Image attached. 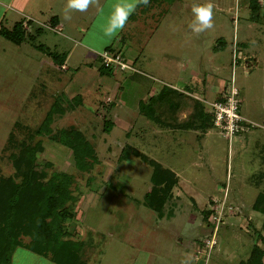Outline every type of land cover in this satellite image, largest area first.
<instances>
[{"label":"rangeland","instance_id":"1","mask_svg":"<svg viewBox=\"0 0 264 264\" xmlns=\"http://www.w3.org/2000/svg\"><path fill=\"white\" fill-rule=\"evenodd\" d=\"M117 2L122 0H90L85 11L73 10L67 19L60 3H55L41 12L39 24L34 20L29 26L30 32L35 27L42 31L20 44L0 33V175L13 173L6 145L14 121L20 118L35 128L60 94L73 107L54 114L52 129L73 125L81 130L93 144L97 161L80 172L73 165L71 150L59 141L35 134L32 142L41 139L39 165L50 162L51 169L73 176L74 216L66 226L71 232L68 238L83 247L86 264H254L253 249L264 251V0H257L260 7L253 21L250 0H199L213 10V26L200 33L189 27L191 6L197 0H177L170 6L166 0L155 3L144 16L126 21L109 40L99 35L110 43L123 33L127 61L136 60L134 67L144 71L143 76L151 75L142 76L146 83L138 87L126 77V93L131 88L144 94L151 85L160 86L158 79L179 86L191 73L199 77V87L206 78L215 81L207 83L216 85V90L222 85L228 88L233 78L240 91V111L254 125L242 127L230 142L208 114L206 101L218 95L209 85L206 94L175 90L163 101L153 99L151 105L149 100V106L162 110L160 132L154 133L157 125L152 121L159 118L154 115L158 109L153 113L151 107L134 108L126 115L118 110L126 119L116 118L112 109L118 102L111 109V100L103 98L111 93L113 99L119 89L100 85L104 80L93 72L99 61L88 62L82 46L45 22L51 14H59L67 31L80 37L81 27L89 22L97 28L98 4L102 3L103 15L112 12ZM218 38L224 43L215 49ZM234 41L241 58L232 72ZM34 44L57 52L71 49L68 69L58 72L46 52ZM246 68L248 74L243 72ZM41 81L46 85L41 86ZM105 117L114 120L108 133L102 130ZM16 133L26 138L24 130ZM237 136L245 142L236 141ZM125 145L138 155L130 151L127 158H120ZM154 177L169 185L160 212L144 204L145 194L161 193L162 187H156V195L151 192ZM214 214L217 222L211 220ZM21 238L28 241L26 236ZM210 238L214 243L209 249ZM261 261L264 264V254ZM10 264L56 263L18 246Z\"/></svg>","mask_w":264,"mask_h":264},{"label":"trees","instance_id":"2","mask_svg":"<svg viewBox=\"0 0 264 264\" xmlns=\"http://www.w3.org/2000/svg\"><path fill=\"white\" fill-rule=\"evenodd\" d=\"M163 1L166 0H148L145 4L143 0H139L135 13L146 11L155 3ZM250 2V20L253 21L258 17L260 5L257 0ZM41 31L40 27L35 29V33ZM0 33L16 44L25 39H32L35 35L26 32L22 21L14 23L11 28H1ZM217 42L215 49H218L224 40L218 38ZM34 46L45 51L54 63H63L64 52H56L43 45L34 44ZM110 47L111 45H107L104 48ZM98 70L100 73L112 71L101 64ZM147 105L148 103L145 105L141 103V108ZM72 107L73 104L59 94L55 96L50 108L35 128H31L29 123L17 118L8 132L7 157L12 163L13 173L8 176L0 175V264H10L13 251L18 246H24L56 264H86L83 247L80 242L76 243L68 238L71 232L66 226L67 221L74 216L75 196L71 188L73 176L67 171L51 169L50 162L39 165L36 158L42 148L41 139L32 142L35 134L59 141L71 150L73 165L78 171H86L92 167L97 157L93 144L86 139L84 133L73 125L56 130L50 125L54 114H61L65 109ZM111 127L112 120L105 117L102 130L108 133ZM16 130H24L26 138L29 139L18 137ZM130 151L137 153L125 145L119 157L127 158ZM147 160L153 165L157 164L151 159ZM151 181L154 184L151 192L155 194L156 187H162L159 188L161 193L157 197H149V194H145L144 204L160 212L168 196L169 185L162 184V186L155 177ZM259 204L255 202V205ZM22 236L28 237V241L24 242ZM262 254L264 251L261 248L256 246L253 249L251 259L254 260V264H263Z\"/></svg>","mask_w":264,"mask_h":264},{"label":"crops","instance_id":"3","mask_svg":"<svg viewBox=\"0 0 264 264\" xmlns=\"http://www.w3.org/2000/svg\"><path fill=\"white\" fill-rule=\"evenodd\" d=\"M174 1H177V0L169 1V6ZM55 3L56 4L60 3V5L62 6L61 7L62 12L66 13L65 12V10H66V0H0V29L3 28V26L5 28H11L14 23H16L18 21H22V26L25 28L26 32L35 33V32H30L29 31V26L30 25L32 26V24L34 23V20L35 21L38 20V24H39L40 18H41L40 17L41 16V12L44 9H46V8L48 10V8L51 7V6L54 7L53 5ZM138 3H139V0H138L137 4ZM101 4L102 3L98 4V6L95 8V11H94L95 16L96 15H100V16H98L99 23L96 24L97 28H93V26L91 24L93 21L89 22L88 24L85 25L84 28L81 27V29H83V30L80 32V37H77V35H74V33H70V32L67 31V29L64 27V25L61 24V22H60L59 14H58V16L56 14H51L50 17L47 19V21H45L46 25L49 28H51V29H53L54 31H57V32L60 31L61 34L63 33V35H61V36L65 37V38L66 37H70V38H67V39H69L73 43H78L80 46H82L83 50L86 51V53L89 55V56H85V58L88 59V62H90V63L93 62L94 60H96L97 63H98V61H99L98 52L102 48L107 46V45H111V46L115 45L114 47H116L117 49L121 50L124 53V55H125V53L127 51L126 50V43H125L126 42V36L123 33L120 34V35L118 34L115 37V39L112 42H110V43H107L108 40L110 38H112L113 36H115V34L113 36H111L110 38H108L107 41H102L101 39H99V35H101V34L103 35V31L102 30L107 26L108 17H109V15L111 13L110 10H108L105 13L101 12L103 14V15H101L100 14ZM152 6L148 10L143 11V12L135 13L137 10H134L133 11L134 14H132V16L128 17L127 21L130 20V19L137 18L138 15L144 16L145 14H147V12H149L150 10L153 9ZM136 8H137V5H136ZM73 10L74 9H69V10H67V13L68 14L69 13H73ZM168 11H170L169 8H168ZM9 21H10V23H9ZM3 22L5 24H7L8 26L2 24ZM45 22H43V23H45ZM36 28H38V27H35V29ZM62 52L65 53V57L63 59V63L62 64L54 63L52 61V59L49 57L51 66L54 69H57L58 72H61L63 70L68 69V65H67L66 61L68 60L67 58L70 55L71 49H67L66 48ZM135 62H136V60H134V63ZM256 64H257V60H255V63L252 64L251 68L253 66H255ZM180 66L183 67L184 65L180 64ZM99 67H100V65L98 63L97 66H95L96 70L93 71V72H96L97 76H99L100 79L104 80L103 84H100V85L105 87V88L107 86L108 89H109V87L115 88L117 86L118 89H119V93H113V95H114L113 99H112L111 93H109V95H106L103 98L104 101L111 100L110 102L113 103L112 106H110L111 109L114 107V104H116V102H118V104H119L118 107L112 109V111L115 113V117L116 118L122 117L123 119H126V117L121 115V113L117 112L118 110L120 112H122V114L126 115L129 111H133L134 108L137 109L138 111H142V110L144 111L145 108H147V110H148V108L151 107V109H152V111L154 113L155 109H158V108H152V106H149V104L147 105V107L141 108V103H143L145 105V104L149 103L148 101L150 100L151 101L150 104L152 105V102H153L152 100L153 99L156 102L160 101V99L163 101L166 98V96L167 97L172 96V92L175 91V90L178 93H181V92L190 93V91L193 90L194 92H203V93L206 94L207 93L206 86L209 85V87L211 88L210 89L211 92H214L213 94H215L214 96H216V94H218L216 97H214L211 100H214V99H217V98L221 97L223 95L224 91H225L223 85H222V87L219 88V90H216L215 89L216 85H214L213 87H212V84L210 85V83L214 84L215 81L211 82L210 80L209 81L206 80V78L204 79V82L202 83V85L199 87V83H200L199 82V77L197 75L191 73V75L188 76L187 80H184L185 78L183 80H181L183 83L181 85H179V86L176 85L175 82H173V83L169 82L168 83V82L164 81L163 79H158V81H159L158 83L160 84V86L154 87V85H151L150 89L146 90L145 91L146 93H144V94H137V93L135 94L134 91L131 88L129 90V93H126L125 92V85L128 84L127 81H126V77L131 79V81L133 83L132 86L135 85L136 87H138V86H141L142 83H146V82H144V78L143 77L147 78L148 76L150 77L151 75H148V74L146 75L145 74V76H143L144 75L143 74L144 71H142V70H140L138 68H137L136 71L128 70V71L124 72L125 74H123V73L116 74L113 71H111L110 73H100L99 70H98ZM214 69H217V67L214 68ZM243 72H244V74H248L249 70L246 68L245 70H243ZM92 76L95 77V74L92 75ZM57 77L60 78L61 75H58ZM57 80H60V79H57ZM177 80L180 81V77H177ZM207 81L210 82V83H207ZM43 85H46V84H44L41 81V86H43ZM166 87H168L169 89H167ZM204 87H205V89H203ZM148 91H151V92L149 93ZM208 91H209V89H208ZM131 94H134V96L131 95ZM205 105H206V107L208 109V114H209L210 119H211V111H210L207 103H205ZM161 111L162 110L159 111V109H158V112H156L158 114V116H156L157 114H154L155 117H159L157 119V121L152 120L154 122V124L157 125L154 128V133L155 132L157 133V132L161 131L160 128H159V125L162 123V121H161L162 119L160 118V114H159ZM111 114H112V112H111ZM155 117H154V119H156ZM112 118H111V120H112V122H114V120ZM241 138H243V137L237 136L235 139H236V141H238V140L240 141ZM242 142L244 143L245 141L241 140L240 143H242Z\"/></svg>","mask_w":264,"mask_h":264},{"label":"built area","instance_id":"4","mask_svg":"<svg viewBox=\"0 0 264 264\" xmlns=\"http://www.w3.org/2000/svg\"><path fill=\"white\" fill-rule=\"evenodd\" d=\"M236 47V42L234 41L231 55L232 72L233 67L241 58L240 51ZM98 58L103 67L111 69L112 71H136L137 69L132 62L127 61L124 53L114 46L101 49L98 52ZM206 103L211 111V119L214 125L229 142L240 132L242 127H245L246 125L252 127L254 125L252 121L245 118L240 112V95L238 88L233 84V78L231 80V85L228 88H225L221 97L207 101ZM211 217L212 221H214V219L216 220L215 222L219 219L216 214ZM206 241V245L210 249L214 240L213 238H210Z\"/></svg>","mask_w":264,"mask_h":264},{"label":"clouds","instance_id":"5","mask_svg":"<svg viewBox=\"0 0 264 264\" xmlns=\"http://www.w3.org/2000/svg\"><path fill=\"white\" fill-rule=\"evenodd\" d=\"M138 0H122L112 5V12L108 17L107 26L102 30L105 37L110 38L118 30L122 29L128 17L136 9ZM148 0H143L147 4ZM90 0H66V14L67 10L74 9L77 11H85L89 6ZM191 13L193 16L192 23L189 25L192 32L200 33L205 29L213 26V10L212 6L208 3H202L197 0L191 6ZM70 38V37H66Z\"/></svg>","mask_w":264,"mask_h":264}]
</instances>
